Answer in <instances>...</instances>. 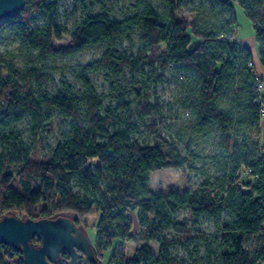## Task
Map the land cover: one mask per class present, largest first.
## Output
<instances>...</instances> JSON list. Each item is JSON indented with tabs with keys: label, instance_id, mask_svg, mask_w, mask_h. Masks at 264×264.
<instances>
[{
	"label": "trees",
	"instance_id": "obj_1",
	"mask_svg": "<svg viewBox=\"0 0 264 264\" xmlns=\"http://www.w3.org/2000/svg\"><path fill=\"white\" fill-rule=\"evenodd\" d=\"M161 1L167 7L164 12L154 7L153 0H138L134 12L121 18L101 7L72 31L56 24L57 0H27L20 15L4 21L3 28L19 26L43 60L73 57L90 45H103L105 51L101 59L76 66L79 90L63 78L54 93H35L31 75L13 67L11 77H0V147L4 150L0 153V218L14 215V210L33 220L64 213L80 219L95 211L94 250L103 260L112 249L109 264H264V145L245 136L250 131L260 136L264 80L257 76L250 51L239 45L233 33V5L237 4L253 25L264 68V0H212L220 5V17L225 16L214 30H203L195 20L188 22L179 14L177 5L192 0ZM41 11L52 14L50 21L44 28H33V16ZM135 33L146 51L137 56L122 54L119 45ZM64 36L69 37V45L54 49L52 42ZM156 64L161 73L169 64L190 68L200 79L195 130L204 134L216 125L220 155L232 167L224 166L225 175L222 181L216 179L215 187L205 182L194 191L170 188L167 194L150 189V173L184 170L187 159L155 134V120L160 118L157 101L136 104L141 122L151 120L146 131L148 136L155 134V144L134 140L139 128L132 105L124 94L115 95V85L126 69L137 72ZM102 70L110 78L114 100L108 106L90 79L91 73ZM228 88L239 98L236 112L219 106V97ZM20 114L29 119L35 143L27 144L19 132L8 130L10 120L19 121ZM55 116L65 119L68 131L42 156L40 137L53 129ZM244 175L247 184L241 181ZM131 215L136 217L135 226ZM201 217L213 223L217 238L202 237L203 254L196 248L187 260L171 255L168 246L192 238ZM129 241L142 245L127 260L124 244ZM152 242L159 247L156 256ZM69 259L64 252L59 264H68ZM0 264H23L22 253L0 245Z\"/></svg>",
	"mask_w": 264,
	"mask_h": 264
},
{
	"label": "rangeland",
	"instance_id": "obj_2",
	"mask_svg": "<svg viewBox=\"0 0 264 264\" xmlns=\"http://www.w3.org/2000/svg\"><path fill=\"white\" fill-rule=\"evenodd\" d=\"M137 1L57 0L54 19L57 25L72 31L87 14L100 12L101 7H105L112 16L121 18L123 15L134 12ZM153 5L159 12H164L167 9L161 0H153ZM177 9L188 22L195 20L203 30H214L225 18V16L224 18L220 17V5L212 0L183 2L177 5ZM233 9L236 17V28L233 32L235 40L250 51L255 71L261 73L264 68L260 63L253 25L246 18L242 8L234 4ZM51 15L45 11L35 13L32 27H46ZM4 24V21H0V77L3 79L11 77L9 73L11 67L22 73L30 74L35 93H54L60 87L63 78L75 90H79L81 85L75 73L76 66L101 59L105 51L103 45H90L82 53L73 57L56 56L43 60L32 44L25 40L19 26L3 28ZM231 33L228 31L227 34L230 36ZM69 41V37L64 36L59 41L54 40L52 46L54 49L66 48ZM118 49L122 54L133 56L146 51V47L139 38V33H135L131 40L124 39ZM262 76L264 80V73ZM90 79L97 93L104 97L105 105L114 103L110 93V78L107 73L103 70L91 73ZM199 86L200 79L192 69L173 64H169L163 73H161L159 64L142 66L137 72L126 69L115 85L117 92L115 95L124 94L132 105L134 123L139 128V133L133 137L134 140L154 145L155 134L159 133L161 138L174 146L180 156L187 159L184 170L167 169L149 174V186L155 193L167 194L170 188L177 192L194 191L205 182H209L215 187L216 179L222 181L225 175L224 166L232 168L229 159L220 155L216 125H211L204 134H199L195 130L197 118L194 114V106L198 103ZM262 91L261 96H264V90ZM156 101L160 106V118L155 120V134L148 136L146 127L151 125V120L146 119L143 123L141 122L136 104L138 102L154 104ZM238 102L239 98L231 88L225 89L218 100L221 109L231 112H236ZM262 108L264 110V102ZM10 122L11 128L8 130L19 132L25 143L30 144L32 140H34L33 143L37 141V139H33L30 121L25 114H20L19 121H14L12 118ZM53 122V129L40 137L44 146V149L39 150L42 156H45L68 131V125L64 118L55 116ZM245 136L251 141L258 139L261 142V135L258 136L255 131L246 132ZM3 151V148L0 147V153ZM228 173L229 171H227ZM241 181L243 184L249 182L245 175L241 177ZM12 214L19 218H25L24 211L14 210ZM62 215L77 221L80 229L87 234L93 246L95 245V227L98 220L95 211L80 219L72 213ZM131 217L135 226L136 217L135 215H131ZM177 219H180V216ZM132 233H136V228ZM217 236L218 231L213 223L206 217H201L198 226L193 231L192 238L181 239L176 244L168 246L167 250L171 255H177L181 260H187L190 253L194 252L196 248L200 254H203L204 237L212 240ZM116 244L117 241L114 242V246ZM141 245L142 243L137 241H129L124 244L127 260ZM150 245L156 256L159 253L158 244L152 242ZM247 246L250 249L253 244L249 242ZM111 252L112 249L104 253L103 260H101L103 264H109Z\"/></svg>",
	"mask_w": 264,
	"mask_h": 264
},
{
	"label": "water",
	"instance_id": "obj_3",
	"mask_svg": "<svg viewBox=\"0 0 264 264\" xmlns=\"http://www.w3.org/2000/svg\"><path fill=\"white\" fill-rule=\"evenodd\" d=\"M26 3L27 0H0V21L16 18ZM34 239L40 243L35 245ZM0 245L21 252L23 264H58L64 252L70 258L68 264H77L80 258L84 264H103L87 234L64 215L37 220L5 215L0 218Z\"/></svg>",
	"mask_w": 264,
	"mask_h": 264
},
{
	"label": "crops",
	"instance_id": "obj_4",
	"mask_svg": "<svg viewBox=\"0 0 264 264\" xmlns=\"http://www.w3.org/2000/svg\"><path fill=\"white\" fill-rule=\"evenodd\" d=\"M263 73H264V70L261 73H257V76L263 78V76H262ZM262 90H264V87ZM262 92L263 91H261V93ZM262 100L264 102V96H262ZM263 116H264V111H263ZM259 131H260V135H261V143H262V145H264V117H262V120L260 122Z\"/></svg>",
	"mask_w": 264,
	"mask_h": 264
},
{
	"label": "flooded vegetation",
	"instance_id": "obj_5",
	"mask_svg": "<svg viewBox=\"0 0 264 264\" xmlns=\"http://www.w3.org/2000/svg\"><path fill=\"white\" fill-rule=\"evenodd\" d=\"M60 261H61V260H59V263H60ZM59 263H58V264H59ZM77 264H84V260H83V258H80V259L78 260ZM87 264H98V263H94V262L88 261Z\"/></svg>",
	"mask_w": 264,
	"mask_h": 264
},
{
	"label": "built area",
	"instance_id": "obj_6",
	"mask_svg": "<svg viewBox=\"0 0 264 264\" xmlns=\"http://www.w3.org/2000/svg\"><path fill=\"white\" fill-rule=\"evenodd\" d=\"M261 87V86H260Z\"/></svg>",
	"mask_w": 264,
	"mask_h": 264
}]
</instances>
